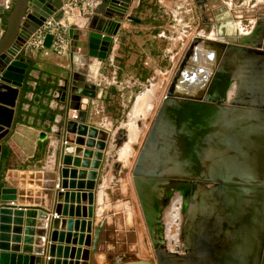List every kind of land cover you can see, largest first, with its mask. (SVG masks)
<instances>
[{"label": "water", "instance_id": "water-1", "mask_svg": "<svg viewBox=\"0 0 264 264\" xmlns=\"http://www.w3.org/2000/svg\"><path fill=\"white\" fill-rule=\"evenodd\" d=\"M130 2L102 0L80 25L72 19L69 66L49 81L42 102L49 136L39 140L48 141L50 158L20 185L7 177L2 146L26 84L24 44L47 18H62V0L0 4V264H264V42L195 35L185 46L130 170L153 255H142L130 236L111 242L105 220L96 222L109 153L124 128L91 123L90 107L102 96L114 37L133 19ZM219 77L229 97L213 93ZM216 114L233 124L222 138L207 125ZM173 192L184 202L175 251L163 223Z\"/></svg>", "mask_w": 264, "mask_h": 264}, {"label": "crops", "instance_id": "crops-1", "mask_svg": "<svg viewBox=\"0 0 264 264\" xmlns=\"http://www.w3.org/2000/svg\"><path fill=\"white\" fill-rule=\"evenodd\" d=\"M2 1L0 0V4ZM191 2L192 0H188V3L187 0H131L128 12L133 19L122 22L114 37L109 61L106 64L102 96L93 100L90 107L91 123L105 128L114 125L113 132L124 128V132L120 134V146L117 149L114 148L117 150L114 154L109 153L111 159L102 186L105 192L103 191V194L98 196V202L102 204L97 208L96 222L100 219L105 220L103 229L109 233L111 242H116L120 235H123L125 239L128 236L132 237L133 243L137 244L142 255L148 253L150 240L132 180V188L126 185L125 173L121 171L125 166L121 159L126 158L127 143L134 145L137 142L141 122L139 119L148 116L152 100L161 95V88L166 79L163 75L169 69L174 68L177 63L174 50L177 49L178 42L184 35L180 33L181 25L173 22L175 21L174 16L176 17L179 12L174 9L188 4L186 12L189 10L190 13L188 12V22L184 25L192 24L193 13L189 8L192 5ZM226 2L231 12L236 15H243L248 10L246 8L248 5L236 9V5H232L231 0ZM171 10H174L172 16H170ZM74 22L80 25L84 22V18H76ZM190 29L188 28L187 33ZM27 56L31 60L25 77V88L19 89L16 114L14 113V128L2 146L4 155H6L3 168L8 172V179L16 182L17 185L25 182L30 170L37 168L39 170L42 160L49 161L48 141L39 140L41 132L49 136L42 102H46L44 93L49 81L56 82L57 77L63 75L61 69L67 68L70 61L69 52L66 55H58L49 51L44 55L39 50L36 55ZM110 88L113 91H110ZM136 88L139 93L134 94ZM140 95L142 97L136 104ZM132 98H134L133 101ZM128 116H131L132 121L129 122ZM153 116L149 119L139 146ZM135 123L138 128L134 125ZM139 146L135 145L137 153L133 163ZM122 148H124V157L122 153L121 155L119 153ZM116 162L120 163V168H115ZM30 191L40 192L41 188L34 186L30 188ZM31 198L37 197L33 195ZM134 204L137 207L134 208ZM135 218L138 220L137 226H134L132 222ZM131 232H133L132 236Z\"/></svg>", "mask_w": 264, "mask_h": 264}, {"label": "flooded vegetation", "instance_id": "flooded-vegetation-1", "mask_svg": "<svg viewBox=\"0 0 264 264\" xmlns=\"http://www.w3.org/2000/svg\"><path fill=\"white\" fill-rule=\"evenodd\" d=\"M226 1L228 0H192V5L189 8L193 13L192 24L196 22L197 31L191 36V38L198 35L249 47H258L263 44L264 0H250L248 3L246 2L247 0H237L238 5L235 7L236 9L248 5L246 7L248 10H246L243 15L232 13L231 8H228V3ZM10 5L11 1L8 2V6ZM187 5L183 4L182 6H178L177 9H174L179 12L176 17L174 16L175 21L173 22H176L177 25H181L180 33L184 35V37L187 35L188 28H192L193 26L190 23L184 25L188 22V15L190 13L189 10H187L189 13L186 12ZM232 8H234V6ZM173 11L171 10L170 16L174 15ZM224 77L217 78L220 88L219 91L215 93L216 97H225V94L229 97L230 95V89L225 88L226 80H223ZM110 91H113V89L110 88ZM189 187L190 186L184 187L181 189V192L184 193L185 190L189 191ZM193 187L194 186H192V188ZM164 214L165 211L163 215ZM163 223L165 225L164 234L167 240V229L164 218Z\"/></svg>", "mask_w": 264, "mask_h": 264}, {"label": "rangeland", "instance_id": "rangeland-1", "mask_svg": "<svg viewBox=\"0 0 264 264\" xmlns=\"http://www.w3.org/2000/svg\"><path fill=\"white\" fill-rule=\"evenodd\" d=\"M249 1L250 0H247L246 2L248 3ZM231 3L233 5H236V6L238 5V1L237 0H232ZM195 23L192 24L193 26L190 29V32L187 33V35L185 37H183V39L179 40L178 46L176 47L177 49L174 50V52H175V56L174 57H176V59H177L176 62H178L180 56L182 55V52H183L185 46L188 44L189 40L191 39V36L194 35L196 33V31H197V24H195ZM176 64H175V66H176ZM175 66H174V68H175ZM174 68L169 69V71H167V73L165 75H163V78H166V79L164 80V84L162 85L163 89L161 88V90H162L161 95L159 97H157L156 99L152 100V103H151L152 106H151L150 110L148 111V116L145 115L146 117L144 119H139V121H141L140 125H139V128L136 125V123L134 124L138 128V136H137L136 144L132 145V143H127L128 146L127 145L125 146V147H128V149L125 150L127 152V154L125 156L126 158L125 159L124 158L121 159L122 162L124 163L123 165L125 166L122 169L125 168V171H124V173H125L124 175L126 176L125 177V179H126L125 182H126V185L129 186L130 188H132L130 170H131V166H132V163H133V159H134V157H135V155L137 153L135 145L139 146V144L141 142V138L144 135L145 129L148 126L149 119H151V117L153 116V113L155 112V110H156V108H157V106L159 104V100L161 101V99L163 97V94L165 93L166 89H164V88L167 87V85L169 83V80H170V78L172 76V73L174 71L173 70ZM213 86H214V87H212L213 88V93H217L219 91V88H220L219 87V82L216 80V82L214 83ZM137 93H139V90L136 88V90L134 91V94H137ZM141 97H142V95H140L137 98V103L136 104H138V102H139ZM133 99L134 98H132V101H133ZM128 119H129V122L132 121V120H130L131 116H128ZM230 121L231 120L229 118H226L225 116H220V115L216 114V115L210 117V121H209V123L207 125L209 126L210 130H214V132L211 133L213 136H215L217 138H222L224 133H225V129L227 127L233 125ZM124 125L128 126L127 124H124ZM115 151H117V150L114 149L112 151V153L114 154ZM119 153H120V155L122 153V156L124 157V155H125L124 154V148H122L119 151ZM123 183H124V181H123ZM174 193H175V195H174ZM178 193L179 192H173V193H170L168 195L169 196L168 204H167V207L165 209V214H164L165 224L171 223V224H168V229L166 228L167 229V234L166 235L169 238V241H168L169 242V247L172 244L171 248H173L172 249L173 251H175V248H174L175 246L174 245H176V244H174V242L170 243V237L178 235V233H179V236H180L181 228H182V224H183V222H182L183 221V217H182V219H180L181 218L180 210H181V207H183V210H184V202H183V206H182L181 203H179L180 201H177V203L175 202L176 204L174 203V201L176 200V198L178 196L177 195ZM190 193H191L190 189H189V191L185 190L184 193H182L183 196H184V197L182 196L184 198V201L185 200L187 201L188 195L190 196ZM172 205L175 206V208ZM135 206H136V204H134V208H135ZM183 210H182V216L184 215ZM172 218H174V221H172ZM132 222H133L134 226H137V223H138L137 218H135V220H132ZM148 245H149V247L147 249L148 253H146L147 256L152 254V248H151L150 243ZM178 246H179V244H178ZM171 248H169V249L171 250Z\"/></svg>", "mask_w": 264, "mask_h": 264}, {"label": "built area", "instance_id": "built-area-1", "mask_svg": "<svg viewBox=\"0 0 264 264\" xmlns=\"http://www.w3.org/2000/svg\"><path fill=\"white\" fill-rule=\"evenodd\" d=\"M102 0H62L61 10L63 12L60 20L47 18L30 35L24 44L26 55H36L41 50L44 55L53 51L58 55H66L69 52L68 30L72 19L80 18L89 14ZM47 35L52 36L49 47L45 46Z\"/></svg>", "mask_w": 264, "mask_h": 264}, {"label": "bare ground", "instance_id": "bare-ground-1", "mask_svg": "<svg viewBox=\"0 0 264 264\" xmlns=\"http://www.w3.org/2000/svg\"><path fill=\"white\" fill-rule=\"evenodd\" d=\"M233 83V82H232ZM226 86H228V81L226 80ZM232 86H233V84H232ZM230 93L229 94H231V92H232V90L230 89V91H229ZM230 96V95H229ZM177 201H180L181 202V204H182V201H181V197H177L176 198V200L174 201V203L176 202L177 203ZM173 202V201H172ZM179 202V203H180ZM175 203V204H176ZM173 206V205H172ZM174 208H175V206H173ZM182 208L183 207H181V210H180V213H181V218L180 219H182ZM171 215V214H170ZM180 217V216H179ZM172 221H174V218H172ZM183 222V221H182ZM168 224H171V223H168ZM168 224H166V228L168 229ZM180 232V231H179ZM180 238V236H179V233H178V235H175V236H173V237H170V243L172 242H174V244H176V245H180V243H181V239H179ZM169 238H168V236H167V245H168V248H171V245H170V247H169ZM175 246V245H174ZM173 248H171V250H172Z\"/></svg>", "mask_w": 264, "mask_h": 264}]
</instances>
